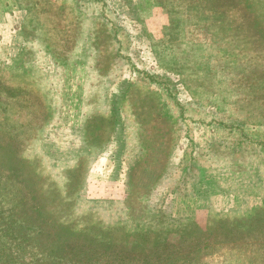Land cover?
<instances>
[{
  "label": "rangeland",
  "instance_id": "1",
  "mask_svg": "<svg viewBox=\"0 0 264 264\" xmlns=\"http://www.w3.org/2000/svg\"><path fill=\"white\" fill-rule=\"evenodd\" d=\"M250 2L0 0V264H264Z\"/></svg>",
  "mask_w": 264,
  "mask_h": 264
},
{
  "label": "trees",
  "instance_id": "2",
  "mask_svg": "<svg viewBox=\"0 0 264 264\" xmlns=\"http://www.w3.org/2000/svg\"><path fill=\"white\" fill-rule=\"evenodd\" d=\"M245 1L247 2V0H245ZM248 2L250 3V6H251L252 5V2H250V0H248ZM112 114H115V113L112 112ZM118 120H119V117H118ZM108 121H110V123H108V128H105L104 131L106 130V131H114L115 132L116 131L115 127H117V126L114 127V124L117 122V113H116V118H113V119L109 118ZM165 169H166V167L164 166L163 167V172L160 173V176L161 177L166 175V173H164V170ZM181 174L184 175V174H187V173L185 172V170L181 169ZM198 175H200V174H198ZM194 177H195V180H193L192 186H194V189H193L194 193H197V189H195V185H196V181L198 180V178H196V175H194ZM69 205L70 204L63 203V205H61V206H64V208L68 206V208L65 210L66 213L60 212L58 214L63 213V216L64 217H67L66 214H67V212H69V209H70V213L72 211V209L69 208ZM36 207H37L36 205L34 207L32 206V211H34L35 209H38ZM78 207L79 206H74V209L76 210ZM28 212H30V211H28ZM78 221H80V220H78ZM84 221H85V219L81 220L80 223H82ZM76 224L77 223H74V222H70L69 221V222L63 224V227H65L66 229H68L69 233L72 234V235L73 234H80V236L82 234L83 235H87V233H88L89 230H93L95 232H99L100 233V236H99L100 239L99 240H101V239H104L105 240L106 238H109V236H112L113 235V233L111 235V232H113L114 229L113 228H110V227L109 228H105V229H101L99 227L97 228L96 225H94V227L91 226L90 228L80 229V227H77ZM115 232H118V231H115ZM78 239H79V236H74L72 239H70L68 241L71 244V247H75L76 245H79V249L78 250H73L71 248L72 250L69 252V254H67L68 256H67L66 259H72V261L79 262L78 258H80V257H85L86 259H88V261H90V259L96 258L98 256L109 257L110 252H106V251H101V252L99 251V252H97L95 248H89L88 245H90V244L81 243V241H78ZM91 239H94V238H91ZM105 241H106V244H101V242H100L99 245H104V247H108L109 248V247H112L113 246L112 245L113 243L119 242L118 240H114L112 242H110L109 240H105ZM123 241L124 240H120V243L121 242L123 243ZM83 247H85V248H83ZM96 248H97V246H96ZM89 249H91V252L89 251ZM178 250H179L180 253H183L182 259H185L183 261L188 262L186 260L188 253L186 254V252H184V251L182 252L180 250V248ZM125 256L127 258L130 257L129 254H126ZM68 257H70V258H68ZM91 257H93V258H91ZM178 261H182L181 258ZM138 262L139 261L137 260V263ZM69 263H72V262H69Z\"/></svg>",
  "mask_w": 264,
  "mask_h": 264
}]
</instances>
